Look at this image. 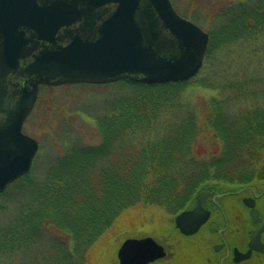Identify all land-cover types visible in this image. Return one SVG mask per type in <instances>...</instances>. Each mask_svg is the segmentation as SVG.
<instances>
[{"label": "trees", "instance_id": "16d2710c", "mask_svg": "<svg viewBox=\"0 0 264 264\" xmlns=\"http://www.w3.org/2000/svg\"><path fill=\"white\" fill-rule=\"evenodd\" d=\"M220 16L225 24L209 32L210 51L229 38L252 41L264 36V0L231 3ZM203 72L189 81L161 84L118 81L130 89L131 95L118 106L124 114L122 119L117 114L99 121L102 144L72 145L42 181H35L32 171L0 193V197L20 196L9 225L0 228V264H82L84 247L110 229L124 210L153 204L177 215L193 204L200 190L238 188L230 181L233 173L240 175L242 186L264 179L262 101L239 114L211 115L206 127L222 142V153L209 160L194 155L197 138L207 131L176 113L174 96L187 86L200 85ZM249 80L228 88L234 95L256 93L259 100L264 99V89L256 87L259 82L250 84ZM251 85L255 91L246 89ZM219 102L224 104L226 100ZM118 124L126 125L131 141L141 142L133 149L112 144L115 140H108L106 133L117 129ZM156 124L160 126L157 138L152 137L153 132L146 136L150 139L144 134L139 137L138 129L145 127L150 132ZM252 164L259 170L251 169ZM253 172H260L258 178L252 176ZM55 229L71 236L63 240ZM32 249L46 255L39 261L22 258ZM17 254L20 263L12 262Z\"/></svg>", "mask_w": 264, "mask_h": 264}, {"label": "water", "instance_id": "95a60500", "mask_svg": "<svg viewBox=\"0 0 264 264\" xmlns=\"http://www.w3.org/2000/svg\"><path fill=\"white\" fill-rule=\"evenodd\" d=\"M210 35L181 16L171 0H0V193L29 174L39 151L23 132L40 86L189 81L202 70ZM181 212L176 225L196 233L209 219L202 207ZM246 204L257 210L249 200ZM264 220L250 250L264 252ZM167 256L151 237L127 239L119 264H151Z\"/></svg>", "mask_w": 264, "mask_h": 264}, {"label": "rangeland", "instance_id": "374dc122", "mask_svg": "<svg viewBox=\"0 0 264 264\" xmlns=\"http://www.w3.org/2000/svg\"><path fill=\"white\" fill-rule=\"evenodd\" d=\"M171 1L180 15L209 33L214 32L216 28L220 29L221 25L225 24V18L220 16L222 9L231 3L243 0ZM210 50L209 48L204 66L198 74L204 71L200 78L202 83L197 86H187L183 93L174 96L177 104L174 105L176 113L179 111L183 119L190 118L200 129L207 131L197 138L193 146L194 155L200 160H209L222 153V142L211 133L213 131H209L206 127L211 115L216 112H223L227 115L239 114L259 104L260 101L264 102V99H258L256 93L245 95L234 92L236 93L234 95L228 88V86L237 88L238 82L244 83L251 79L252 81H248L250 84L259 82L256 87L264 89V36L252 41L229 38L228 41L218 42L212 49L213 51ZM256 87L251 85L246 89L255 91ZM129 91L128 87H123L117 82L41 86L36 106L23 126V132L39 143V151L31 170L35 181L40 182L46 178L48 172L54 168L53 166L72 145L98 146L102 144L99 121L105 117L112 116L113 118L118 115L120 116L117 118L122 119L124 114L118 106L131 95ZM221 100H226V102L221 104L219 102ZM230 101L231 104H228ZM222 105L227 109H223ZM157 124L152 126L150 132L145 127L138 129L140 130L139 137L144 134L145 139H150L146 136H150L153 132L152 137L157 138L160 133V126ZM121 126L118 124L115 127L117 129L113 128L112 132L106 133V138L114 139L115 142L112 144L115 143L116 147L133 149L136 143L141 141H131L130 135L125 132L126 125ZM137 139L140 140V138ZM258 168L260 167L252 164L251 169ZM253 173L252 176L258 178L260 172ZM238 177H240L238 173L231 175L232 186L243 187V182ZM17 200H20V196L0 197V207H3L0 212V228L9 225L16 210ZM27 203L23 202L25 205ZM238 217L244 222L247 218L241 207L238 208ZM245 231L242 230L239 240L242 246L247 243ZM54 232L63 240L71 236L70 233L59 232L57 229ZM145 237L155 239L168 252L166 259L151 264H205L196 252H200L206 260L213 259L212 250L196 241L180 238L176 229V214L169 213L164 207L149 204L134 206L121 212L110 229L92 241L88 248L84 247L82 252L85 253V257L82 264H119L117 255L123 242L130 238ZM195 246L197 250L194 249ZM45 255L44 251L37 252V249H32L22 258L39 261ZM19 259L20 256L17 254V259L14 258L12 262L20 263ZM255 261L244 264H254Z\"/></svg>", "mask_w": 264, "mask_h": 264}, {"label": "flooded vegetation", "instance_id": "af4514ba", "mask_svg": "<svg viewBox=\"0 0 264 264\" xmlns=\"http://www.w3.org/2000/svg\"><path fill=\"white\" fill-rule=\"evenodd\" d=\"M202 191L209 192L202 207L210 212V217L196 233L191 235L183 234L176 225L180 238L196 241L212 250L213 259L210 260H206L200 252H196L205 264H244L255 260L254 264H264V252L256 250H252L248 258L238 261L250 250L253 233L261 227L264 220V179L257 184L236 189L222 187L200 190L196 193L193 204L183 211L193 210L198 206V195ZM246 200L254 204V209L258 212L256 216L253 208L246 204ZM240 207L247 215L245 222L238 217ZM242 230H246L245 246L239 243ZM260 240L264 243V226L261 229ZM194 249L197 250L196 246Z\"/></svg>", "mask_w": 264, "mask_h": 264}, {"label": "bare ground", "instance_id": "6f19581e", "mask_svg": "<svg viewBox=\"0 0 264 264\" xmlns=\"http://www.w3.org/2000/svg\"><path fill=\"white\" fill-rule=\"evenodd\" d=\"M177 238V237H176ZM177 240V239H176ZM177 241H179V240H177Z\"/></svg>", "mask_w": 264, "mask_h": 264}]
</instances>
